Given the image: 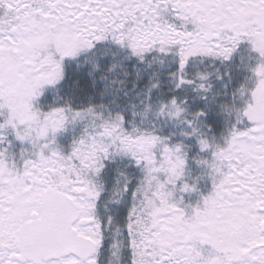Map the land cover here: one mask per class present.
I'll list each match as a JSON object with an SVG mask.
<instances>
[{
    "label": "snow or ice",
    "instance_id": "6c2138e0",
    "mask_svg": "<svg viewBox=\"0 0 264 264\" xmlns=\"http://www.w3.org/2000/svg\"><path fill=\"white\" fill-rule=\"evenodd\" d=\"M0 264H264V0H0Z\"/></svg>",
    "mask_w": 264,
    "mask_h": 264
}]
</instances>
